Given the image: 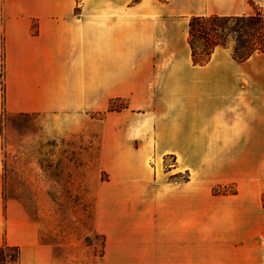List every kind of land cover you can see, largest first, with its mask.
Returning <instances> with one entry per match:
<instances>
[{"label":"crops","instance_id":"obj_1","mask_svg":"<svg viewBox=\"0 0 264 264\" xmlns=\"http://www.w3.org/2000/svg\"><path fill=\"white\" fill-rule=\"evenodd\" d=\"M261 10L264 0H0V114L85 116L126 98L153 117L169 147L157 160L174 154L194 193L200 177L264 189V55L236 63L216 48L197 66L187 42L191 17ZM121 205L100 218L102 252L54 250L4 199L0 158V246L18 248V264H264L259 202Z\"/></svg>","mask_w":264,"mask_h":264},{"label":"rangeland","instance_id":"obj_2","mask_svg":"<svg viewBox=\"0 0 264 264\" xmlns=\"http://www.w3.org/2000/svg\"><path fill=\"white\" fill-rule=\"evenodd\" d=\"M152 118L128 109L126 98L85 116L0 114L4 199L22 208L42 244L94 254L104 249L100 218L119 216L124 203L245 200L264 207V189L248 181L200 177L201 193H194L190 174L176 173L174 154L157 160L169 147L156 142Z\"/></svg>","mask_w":264,"mask_h":264},{"label":"trees","instance_id":"obj_3","mask_svg":"<svg viewBox=\"0 0 264 264\" xmlns=\"http://www.w3.org/2000/svg\"><path fill=\"white\" fill-rule=\"evenodd\" d=\"M187 32L193 65H205L216 48L229 49L236 63H243L254 54L264 55V10L251 16L191 17ZM18 254L16 247L0 246V264H18Z\"/></svg>","mask_w":264,"mask_h":264}]
</instances>
